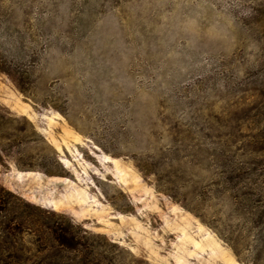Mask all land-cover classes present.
Here are the masks:
<instances>
[{
  "label": "rangeland",
  "instance_id": "1",
  "mask_svg": "<svg viewBox=\"0 0 264 264\" xmlns=\"http://www.w3.org/2000/svg\"><path fill=\"white\" fill-rule=\"evenodd\" d=\"M263 77L264 0H0V186L112 264H264Z\"/></svg>",
  "mask_w": 264,
  "mask_h": 264
},
{
  "label": "trees",
  "instance_id": "2",
  "mask_svg": "<svg viewBox=\"0 0 264 264\" xmlns=\"http://www.w3.org/2000/svg\"><path fill=\"white\" fill-rule=\"evenodd\" d=\"M258 82L255 90L262 104L254 117L264 122V77ZM260 124L258 148L253 151L264 157V123ZM104 248L86 237L66 216L0 186V264H112L113 257Z\"/></svg>",
  "mask_w": 264,
  "mask_h": 264
}]
</instances>
